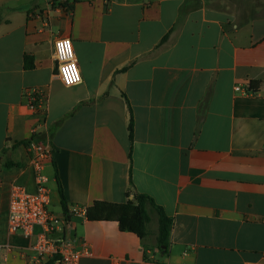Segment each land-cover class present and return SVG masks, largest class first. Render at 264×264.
Segmentation results:
<instances>
[{
    "label": "crops",
    "instance_id": "obj_1",
    "mask_svg": "<svg viewBox=\"0 0 264 264\" xmlns=\"http://www.w3.org/2000/svg\"><path fill=\"white\" fill-rule=\"evenodd\" d=\"M35 137L51 147V212L64 216L57 180L69 209L115 204L109 220L71 215L79 264H264V0H0V264L49 260L7 225L12 186L36 190ZM137 194L171 218L166 246L150 205L143 238L124 228Z\"/></svg>",
    "mask_w": 264,
    "mask_h": 264
},
{
    "label": "built area",
    "instance_id": "obj_2",
    "mask_svg": "<svg viewBox=\"0 0 264 264\" xmlns=\"http://www.w3.org/2000/svg\"><path fill=\"white\" fill-rule=\"evenodd\" d=\"M68 42L71 55L61 56L59 45ZM54 57L57 63V75L65 86H73L81 82V75L75 59L73 45L68 37H60L54 41ZM76 68V80L69 83L63 74L67 65ZM236 91L250 94L251 90H242L235 86ZM30 106L34 109L43 100L38 90L28 92ZM31 160L36 170V190L28 191L21 185L14 184L10 191L7 225L10 233H21L28 238L35 236L32 250L39 258L53 259V264H79V260L87 252L85 247L77 248V239L72 234L70 220L54 214L49 210L50 192L47 187V176L42 172L43 163L51 156L50 145L33 138L28 142ZM72 215L85 216V208L73 207ZM10 246L0 244V260H5Z\"/></svg>",
    "mask_w": 264,
    "mask_h": 264
},
{
    "label": "trees",
    "instance_id": "obj_3",
    "mask_svg": "<svg viewBox=\"0 0 264 264\" xmlns=\"http://www.w3.org/2000/svg\"><path fill=\"white\" fill-rule=\"evenodd\" d=\"M129 139L132 140V125L128 126ZM22 163L14 162L7 159L4 163L5 169L20 168ZM57 177V175H56ZM57 188L60 196L61 209L64 217L70 219L71 211L68 208L66 199L63 194L61 184L57 180ZM152 206L158 214V234H157V244L159 246L168 244L169 234L171 229V218H169L163 211V209L155 204L152 198L145 194H137L133 199L127 200L122 204L121 209L123 214L131 213V219L128 223L124 225V228L137 234L140 238L145 235V224L149 220L146 211V206ZM115 204L113 202L107 201H95L91 206L86 208L85 217L88 220H109L113 216V209ZM45 264H53V259H49Z\"/></svg>",
    "mask_w": 264,
    "mask_h": 264
},
{
    "label": "clouds",
    "instance_id": "obj_4",
    "mask_svg": "<svg viewBox=\"0 0 264 264\" xmlns=\"http://www.w3.org/2000/svg\"><path fill=\"white\" fill-rule=\"evenodd\" d=\"M61 56L64 55H71L70 51L68 50V42L64 41L59 45ZM63 74L66 80L71 83L76 80V68L69 64L63 68Z\"/></svg>",
    "mask_w": 264,
    "mask_h": 264
},
{
    "label": "rangeland",
    "instance_id": "obj_5",
    "mask_svg": "<svg viewBox=\"0 0 264 264\" xmlns=\"http://www.w3.org/2000/svg\"><path fill=\"white\" fill-rule=\"evenodd\" d=\"M51 182L49 183V184H47V186L48 187H51ZM52 193V200H51V203H50V205H49V208L50 209H52L53 211H57V212H59L60 211V208H59V206L55 203V197H56V195H55V186L53 185V192H51ZM151 216V223H150V227H151V225L153 224V219H152V215H150ZM154 222H155V220H154Z\"/></svg>",
    "mask_w": 264,
    "mask_h": 264
}]
</instances>
